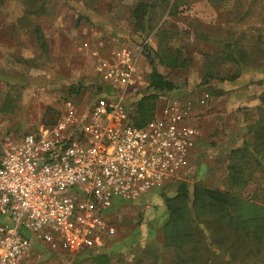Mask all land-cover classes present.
Returning a JSON list of instances; mask_svg holds the SVG:
<instances>
[{
    "label": "rangeland",
    "instance_id": "obj_1",
    "mask_svg": "<svg viewBox=\"0 0 264 264\" xmlns=\"http://www.w3.org/2000/svg\"><path fill=\"white\" fill-rule=\"evenodd\" d=\"M55 2L57 5L45 3L48 6L45 14L25 17L22 1L7 0L0 4V145L7 137L18 140L25 132L37 130L44 124L48 112L59 120L68 108L67 102L78 113H84L93 100L91 84L97 82L100 61L108 58L114 49L128 45L138 50V71L143 77L152 68L150 49L157 47L153 33L163 20L150 35L134 32L129 7L136 0ZM237 5L236 0L224 1L221 7L210 0H196L181 7L171 18L179 30L171 44L185 49L190 60L180 69L157 67L180 87L186 86L185 90H179L182 98L189 96L187 92L198 94L204 52L215 49L213 40L218 34L244 33L249 47L260 48L259 55L264 53V0H254L252 13L242 18L244 9ZM202 32L212 36V42L204 43ZM42 39L47 42V50L42 46ZM233 70L231 64L222 67L220 73L226 80L211 78L209 83L217 88L218 95H212L206 105L196 107L192 123L201 134L189 181L197 179L209 186L224 188L228 174L226 158L231 148L241 144L246 121L257 116V105L264 93V75H259L263 78L261 84L249 81L251 77L247 74L234 80L228 77ZM73 85L81 87L82 92L69 93ZM192 88H195L193 93ZM153 201L137 205L123 200L126 204L117 205L109 214L119 225L114 222L119 232L114 239L135 235L143 230L146 219L160 226L164 217L158 211L161 197ZM37 244L39 251L31 254L25 264H95L74 255L56 256L48 251L46 244ZM126 251L123 247L109 264H133L132 253Z\"/></svg>",
    "mask_w": 264,
    "mask_h": 264
},
{
    "label": "built area",
    "instance_id": "obj_2",
    "mask_svg": "<svg viewBox=\"0 0 264 264\" xmlns=\"http://www.w3.org/2000/svg\"><path fill=\"white\" fill-rule=\"evenodd\" d=\"M138 52L123 45L100 61L99 76L115 92L84 113L67 102L56 124L1 143L0 264H22L37 243L56 256L99 250L117 234L111 208L189 180L201 134L192 120L210 96L161 93L154 117L136 125L130 97L150 85Z\"/></svg>",
    "mask_w": 264,
    "mask_h": 264
},
{
    "label": "trees",
    "instance_id": "obj_3",
    "mask_svg": "<svg viewBox=\"0 0 264 264\" xmlns=\"http://www.w3.org/2000/svg\"><path fill=\"white\" fill-rule=\"evenodd\" d=\"M6 1L0 0V4ZM20 1L25 7L23 17L45 14L48 8L45 3L57 5L55 0ZM192 1L196 0H136L129 7V20L134 32L150 35L151 30H155V26L163 20L153 33V37H157V47L150 49L153 53L150 58L152 68L145 77L150 82L148 91L138 90L130 97L131 118L138 126L146 124L160 109L161 93L186 88L176 84L157 65L165 69H180L189 62L190 58L185 49L171 44L179 31L171 18L181 7ZM210 1L221 7L227 0ZM236 2L238 7L244 9L241 18L252 13L254 0ZM170 31L172 32L169 33ZM201 35L204 36V43L212 42V36L208 33L202 32ZM213 43L215 49L204 52L203 76L200 87H197L199 92L194 96L186 91L188 97L209 94L212 98V95H218L217 88L209 84L210 79L226 80L220 69L230 64L234 66L228 76L230 79L235 80L247 74L251 77L249 81L263 83V78H259V75H264V53L259 55L260 48H250L244 33L239 36L232 32L228 36L218 34ZM42 46L47 50L45 39H42ZM144 46L148 48V44ZM91 85L92 99L115 92L100 76H97L96 84ZM192 89L193 93L195 88ZM80 92L82 88L74 85L69 91ZM260 98L257 116H251L246 121L241 144L231 148L226 158L228 174L224 188L209 186L197 179L178 180L167 184L134 202H129L147 205L161 197L158 211L164 217L160 226L146 219L142 223L143 230L137 231V235H129L121 241L123 239H114L119 236L117 232V235L108 239L103 248L81 251L76 257L91 260L95 264H109L113 255L120 253L124 247L126 252L132 253L130 262L133 264H264V93ZM54 115L48 112L44 117V125L56 124L58 120ZM199 142L198 139L197 144ZM123 204L126 203L121 202L118 205ZM116 206L111 209L114 210Z\"/></svg>",
    "mask_w": 264,
    "mask_h": 264
},
{
    "label": "crops",
    "instance_id": "obj_4",
    "mask_svg": "<svg viewBox=\"0 0 264 264\" xmlns=\"http://www.w3.org/2000/svg\"><path fill=\"white\" fill-rule=\"evenodd\" d=\"M24 9H25V7H24Z\"/></svg>",
    "mask_w": 264,
    "mask_h": 264
}]
</instances>
